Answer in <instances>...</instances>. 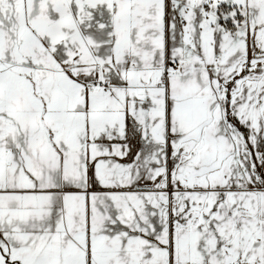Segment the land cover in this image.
Masks as SVG:
<instances>
[{
  "label": "snow or ice",
  "instance_id": "6c2138e0",
  "mask_svg": "<svg viewBox=\"0 0 264 264\" xmlns=\"http://www.w3.org/2000/svg\"><path fill=\"white\" fill-rule=\"evenodd\" d=\"M0 264H264V0H0Z\"/></svg>",
  "mask_w": 264,
  "mask_h": 264
}]
</instances>
